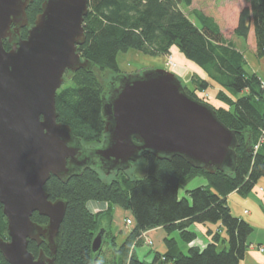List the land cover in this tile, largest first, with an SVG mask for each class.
<instances>
[{"label": "trees", "instance_id": "trees-1", "mask_svg": "<svg viewBox=\"0 0 264 264\" xmlns=\"http://www.w3.org/2000/svg\"><path fill=\"white\" fill-rule=\"evenodd\" d=\"M245 1L248 6L239 12L233 35L246 40L252 31L255 56L260 58L264 55V0ZM40 4L41 0H34L28 6L30 22L39 13ZM190 5L191 0H89L83 20L85 42L77 47V52L93 63V69L118 74L120 52L132 49L149 55H168L175 46L203 74L192 76L193 88L184 85L185 92L211 106L217 119L235 134L234 170L210 175L177 156L159 160L143 154L142 163L135 165L138 169L117 172L108 181L96 168H85L66 182L51 176L44 185L49 200L66 202L56 236L55 264H145L134 253L133 244L142 243L136 241L139 234L162 228L167 235L178 232L179 240L187 245L195 238L188 230L193 224L209 225L205 231L209 243L204 248L191 246L181 252L176 240L167 236V252L153 251L150 264H239L243 260L252 227L231 214L227 197L235 191H252L264 178V153L260 152L264 142L256 152L252 150L264 128V89L258 76L246 70L243 53L222 36L212 19L198 12V25L189 19L182 7ZM93 69L69 73L67 84L55 95L57 121L68 125L84 144H98L103 136L104 88ZM209 88H218L215 100L225 106L200 98L199 93ZM248 137L251 151L246 145ZM197 174L205 175L208 184L187 190L186 197L179 198V189ZM90 201L105 203L107 209L92 213L87 208ZM111 205L132 215V228L119 245L108 227ZM102 217L107 221H102ZM31 220L39 225L47 222L37 213L32 214ZM100 229H104L103 242L93 253L91 244ZM0 237L8 238L1 204ZM220 241L227 248L218 251ZM40 248L47 253L44 243L38 247L28 242L27 249L34 255ZM0 264H7L1 255Z\"/></svg>", "mask_w": 264, "mask_h": 264}, {"label": "water", "instance_id": "water-1", "mask_svg": "<svg viewBox=\"0 0 264 264\" xmlns=\"http://www.w3.org/2000/svg\"><path fill=\"white\" fill-rule=\"evenodd\" d=\"M33 1L0 0V204L8 237H0V255L7 264H55L66 202L49 200L44 185L51 176L66 182L85 168L115 174L143 154L177 156L212 175L234 170L237 145L211 106L190 97L176 76L156 69L110 76L101 95V142L85 146L57 121L55 95L65 75L93 69L77 52L85 42L89 0H41L26 39L5 50L2 40L30 25L26 10ZM246 145L251 151L250 137ZM33 213L47 222L34 223ZM103 237L100 229L93 253ZM29 241L44 243L47 253L40 248L34 255Z\"/></svg>", "mask_w": 264, "mask_h": 264}, {"label": "rangeland", "instance_id": "rangeland-1", "mask_svg": "<svg viewBox=\"0 0 264 264\" xmlns=\"http://www.w3.org/2000/svg\"><path fill=\"white\" fill-rule=\"evenodd\" d=\"M241 4L242 0H191V5L189 7L182 8L189 19L197 25L199 22L196 19L195 12L201 13V15L212 19L220 29L219 31H222V35L234 45L237 51L243 53L246 60V70L249 72H256L258 70V63H260V60L253 52V48L251 46L252 38L248 37L246 40H243L241 38H236L233 34H231L234 22H236L238 17L237 8ZM169 61L174 65H170ZM117 64L120 69V73L118 74L121 75L135 74L147 70H165L176 76L181 81V83L187 86L189 89L193 88L190 78L192 76L201 77V75H203L199 67L193 62L187 60L175 46L170 48V54L168 55H149L129 49L126 52H120L117 55ZM93 70L97 78L102 82L103 88L105 90V86L107 83H109V79L112 74L107 70L99 71L96 68ZM262 72L264 73V68H262ZM260 74L261 73H257L258 76H260ZM64 78L65 82L63 85H66L68 82V75H65ZM217 90L218 88H209L204 92L199 93V96L202 100H206L212 105L225 106L224 103L215 100ZM224 93L227 94L226 92ZM84 145L88 147L95 146L96 144ZM260 152L264 153V148H261ZM138 163H142V161L140 160V162L133 163L132 167H130L132 168V171L135 168H139L138 166H135ZM101 176L108 181L113 177V174L106 175L103 173ZM207 184L208 179L205 175H194L188 179L183 187L179 189L178 196L179 198L186 197L187 190H191L199 186H206ZM259 188L264 189V178H260L258 180L252 191L246 194H241L235 191L227 197V205L230 208L231 214L234 217H242L241 219L248 222L252 227V232L247 238L248 247L246 249L245 256L239 264H264V251L263 253L259 251V246L264 249V193L259 192ZM114 206L116 205H111L110 223L112 226L111 233L116 234L118 231V226L116 224V220L114 219ZM244 210H246L247 213L243 214ZM101 220L104 222L107 221V219L104 217H102ZM193 225L195 229L199 230L196 231L197 237L195 236L196 239L194 238L193 241L199 245L203 237L199 238L198 236L200 234L204 236V231H206V228H208L209 225ZM125 238V233L118 235L116 243L118 245L121 244ZM179 243L182 244L181 242ZM200 245L201 246H198L200 249L206 246L204 243ZM224 248H227L226 243L222 241L217 243L218 251ZM141 249L148 253L144 258L141 257V259L145 264H150L153 258V251L148 247Z\"/></svg>", "mask_w": 264, "mask_h": 264}, {"label": "crops", "instance_id": "crops-1", "mask_svg": "<svg viewBox=\"0 0 264 264\" xmlns=\"http://www.w3.org/2000/svg\"><path fill=\"white\" fill-rule=\"evenodd\" d=\"M247 6L248 5H247L246 1L242 0V4L240 6H238V8H237V12H238L237 14L239 15V12L244 7H247ZM237 20H238V17L236 19V22H234L231 34H233V30L236 27ZM220 33L222 34V31H220ZM248 37H251V38L253 37L252 31L249 33ZM237 41H239V40H237ZM251 46H252L253 52L255 54V43L253 41V38H252ZM259 60H260V63H258V70L256 72H253V73H255L256 75H257V73H261L260 76H258V75L257 76L260 79V81L263 83L264 82V73L262 72V68H264V55L262 57H260ZM87 208L90 212L97 213V212L105 211L107 209V204L102 203V202L90 201L87 203ZM110 210H111V206H110ZM113 211H114V216H115L114 219L116 220V224L118 226V231L116 234H114V236H116V239H117L118 235L125 233V237H126L127 234L130 232L132 226L125 225V221L128 219L132 220V215L128 210H123L122 208H120L118 206H114ZM245 211L246 210L243 211V214H245ZM238 218H242V217H238ZM108 227L111 231V227H112L111 224ZM188 230L194 234L196 233V231H199V230L194 228V225L189 226ZM145 233L147 234V238L151 241V245L147 246V245L141 243V244L135 246L134 253L140 260H142L141 257L144 258L145 255L148 254L145 252V250H143L141 248L148 247L152 251L157 252L159 254H164L165 252H167V247L165 244V238L167 236H168V238H174L176 240L177 247L181 252H185L187 247H191V246L198 247V246H201L200 244L204 243L207 245L209 243V239L205 235V231H204V236L201 234L198 236L199 238L203 237L201 239V241H200L201 243L199 245H197V243L195 241H192L191 243L186 245L182 241L179 240L178 232H172L169 235H167L162 228H155V229L147 230V231H145ZM195 236L197 237V233L195 234ZM179 242H181L182 244H180ZM202 246H205V245H202ZM198 248L200 249V247H198Z\"/></svg>", "mask_w": 264, "mask_h": 264}, {"label": "built area", "instance_id": "built-area-1", "mask_svg": "<svg viewBox=\"0 0 264 264\" xmlns=\"http://www.w3.org/2000/svg\"><path fill=\"white\" fill-rule=\"evenodd\" d=\"M170 65H174L172 62L169 61ZM262 87H264V82L262 83ZM264 141V128L261 130L260 133V137L258 142L253 146V151L256 152L258 147L261 145V143ZM259 192L264 193V189L263 188H259ZM245 213H247V211H245ZM132 220L128 219L125 221V225L127 226H132ZM136 241L142 242L143 244L150 246L151 245V241L147 238V234L145 232H142L141 234L138 235ZM135 246V243L133 244ZM259 251L263 252L264 249L260 246L259 247Z\"/></svg>", "mask_w": 264, "mask_h": 264}, {"label": "flooded vegetation", "instance_id": "flooded-vegetation-1", "mask_svg": "<svg viewBox=\"0 0 264 264\" xmlns=\"http://www.w3.org/2000/svg\"><path fill=\"white\" fill-rule=\"evenodd\" d=\"M28 22H29L30 25L28 27H22V28H20V31H19V34L18 35L14 36L13 34H11V36L9 38L2 40V45H3V48L5 50H10L11 49V43L17 41L18 38L20 40L26 39V36H27L28 30H29V27L33 24V21L30 22L28 20ZM11 29H14V26L13 25L11 26Z\"/></svg>", "mask_w": 264, "mask_h": 264}, {"label": "bare ground", "instance_id": "bare-ground-1", "mask_svg": "<svg viewBox=\"0 0 264 264\" xmlns=\"http://www.w3.org/2000/svg\"><path fill=\"white\" fill-rule=\"evenodd\" d=\"M264 88V87H263ZM202 103H204V102H202Z\"/></svg>", "mask_w": 264, "mask_h": 264}]
</instances>
